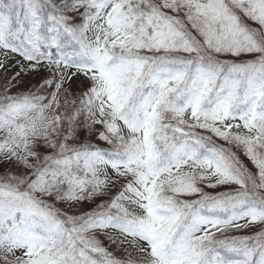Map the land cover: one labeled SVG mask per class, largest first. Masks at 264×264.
<instances>
[{
	"label": "snow or ice",
	"instance_id": "snow-or-ice-1",
	"mask_svg": "<svg viewBox=\"0 0 264 264\" xmlns=\"http://www.w3.org/2000/svg\"><path fill=\"white\" fill-rule=\"evenodd\" d=\"M0 264H264V0H0Z\"/></svg>",
	"mask_w": 264,
	"mask_h": 264
}]
</instances>
